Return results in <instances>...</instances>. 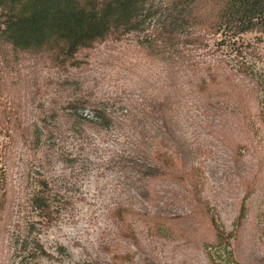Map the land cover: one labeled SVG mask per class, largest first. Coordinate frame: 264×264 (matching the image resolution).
I'll return each instance as SVG.
<instances>
[{"label":"rangeland","instance_id":"obj_1","mask_svg":"<svg viewBox=\"0 0 264 264\" xmlns=\"http://www.w3.org/2000/svg\"><path fill=\"white\" fill-rule=\"evenodd\" d=\"M141 37L114 32L75 60L0 45L26 85L25 136L9 171L7 264H222L208 245L211 215L233 233L235 259L264 264V124L246 125L233 101L212 92L210 72L226 58L219 36L207 37L212 55L186 49L202 69L168 64ZM242 38L264 67V35ZM42 193L50 224L32 205ZM13 233L37 237L47 256L33 255V243L14 250Z\"/></svg>","mask_w":264,"mask_h":264},{"label":"trees","instance_id":"obj_2","mask_svg":"<svg viewBox=\"0 0 264 264\" xmlns=\"http://www.w3.org/2000/svg\"><path fill=\"white\" fill-rule=\"evenodd\" d=\"M255 31L264 35V0H0V45L26 53L52 49L65 60H75L81 49L114 32L138 33L141 42L168 64L202 69L199 66L206 62L186 55V49L202 48L212 55L215 51L211 52L207 37L219 36L217 49L226 58L218 60L214 70L218 72H210V80L216 84L212 92L220 102L233 101L244 123L250 121L254 127L260 121L264 124V67H257L248 58L246 53L253 55L255 48L242 35ZM9 65L7 57L0 55V264H7L2 254L5 233L11 235L7 225L15 204L9 171L14 150L25 136L22 89L26 85ZM225 69L243 77L236 82ZM250 196L246 193L243 199L240 218L246 214L245 201ZM32 205L50 224L53 210L49 196L36 194ZM211 222L214 240L208 245L218 248L216 252L222 251V264H244L227 249L232 245L233 233L220 229L212 215ZM34 228L32 224L30 229ZM10 238L8 243H13L16 251L33 243V255L47 256L37 237L29 241L13 233Z\"/></svg>","mask_w":264,"mask_h":264}]
</instances>
